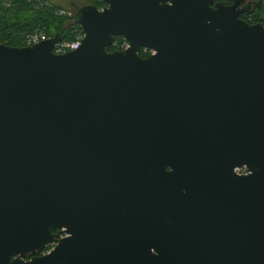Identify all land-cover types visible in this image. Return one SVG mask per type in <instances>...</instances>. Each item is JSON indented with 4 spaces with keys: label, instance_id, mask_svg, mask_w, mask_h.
<instances>
[{
    "label": "water",
    "instance_id": "1",
    "mask_svg": "<svg viewBox=\"0 0 264 264\" xmlns=\"http://www.w3.org/2000/svg\"><path fill=\"white\" fill-rule=\"evenodd\" d=\"M99 1L73 50L0 42V264H264L253 1Z\"/></svg>",
    "mask_w": 264,
    "mask_h": 264
},
{
    "label": "trees",
    "instance_id": "2",
    "mask_svg": "<svg viewBox=\"0 0 264 264\" xmlns=\"http://www.w3.org/2000/svg\"><path fill=\"white\" fill-rule=\"evenodd\" d=\"M223 4L231 0H213ZM253 1L251 10L239 15L247 23L261 22L264 25V0ZM97 8L102 6L99 0H87ZM59 6L47 0H0V42L10 46H23L25 37L34 30H42L51 36L58 33L60 38L71 39L80 28L73 24L71 16L59 13ZM72 12V11H71ZM121 38L115 39L117 45ZM114 43V44H115ZM112 45L107 47L111 50Z\"/></svg>",
    "mask_w": 264,
    "mask_h": 264
},
{
    "label": "built area",
    "instance_id": "3",
    "mask_svg": "<svg viewBox=\"0 0 264 264\" xmlns=\"http://www.w3.org/2000/svg\"><path fill=\"white\" fill-rule=\"evenodd\" d=\"M58 12L66 13V15L68 16L72 15L71 11L58 10ZM48 37L49 36L46 35L42 30L36 29L25 37L24 45H30L42 41ZM81 37H82V33L80 32V33H76L74 37L71 39L60 38L57 42L53 44L52 52H54L55 54H60L77 48L78 45L80 44Z\"/></svg>",
    "mask_w": 264,
    "mask_h": 264
},
{
    "label": "flooded vegetation",
    "instance_id": "4",
    "mask_svg": "<svg viewBox=\"0 0 264 264\" xmlns=\"http://www.w3.org/2000/svg\"><path fill=\"white\" fill-rule=\"evenodd\" d=\"M70 6H71V10L70 11H72V13H74V7L76 6L75 5V3L73 2V1H70ZM245 12H243V13H240V15L241 14H244ZM118 37H120L121 39H123L122 38V36H116V37H114V41H115V39H117ZM124 40V39H123ZM113 41V43H112V48H110L111 50H119V49H122V48H124L123 46H118L115 42ZM125 41V40H124ZM126 42V41H125ZM115 43V44H114ZM110 50V51H111ZM152 53V50H150V49H147V48H143V47H140L139 48V51H138V54L141 56V57H146V56H148L149 54H151ZM235 171H236V169H235ZM237 173H245L246 171H245V169L243 168V170L242 171H239V169H238V171H236ZM58 231V229L57 228H54V229H51V232H53V233H55V232H57ZM60 236H63V234H59L58 235V237H60ZM52 245L53 244H48V245H46L41 251H39V252H36L35 253V255H39V254H43V253H46V252H48V250L52 247ZM29 258V256H25L24 257V259H28Z\"/></svg>",
    "mask_w": 264,
    "mask_h": 264
},
{
    "label": "rangeland",
    "instance_id": "5",
    "mask_svg": "<svg viewBox=\"0 0 264 264\" xmlns=\"http://www.w3.org/2000/svg\"><path fill=\"white\" fill-rule=\"evenodd\" d=\"M47 1L50 3H54L55 5H58L59 10H64V11H70L72 9L70 6V1H73L76 6H80V5L87 3V0H47ZM125 45H126V42L123 39H121L118 46L124 47ZM242 170H243V167L239 169V171H242ZM236 171H238V169H236Z\"/></svg>",
    "mask_w": 264,
    "mask_h": 264
}]
</instances>
